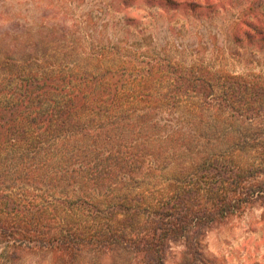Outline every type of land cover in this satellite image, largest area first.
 Returning a JSON list of instances; mask_svg holds the SVG:
<instances>
[{"label": "trees", "instance_id": "obj_1", "mask_svg": "<svg viewBox=\"0 0 264 264\" xmlns=\"http://www.w3.org/2000/svg\"><path fill=\"white\" fill-rule=\"evenodd\" d=\"M233 25L264 42V0ZM127 45L92 44L47 70L0 57V264L23 249L165 264L177 243L175 264H213L205 234L264 209V56L237 73L220 67L226 53L252 61L228 47L155 63L125 59Z\"/></svg>", "mask_w": 264, "mask_h": 264}, {"label": "rangeland", "instance_id": "obj_2", "mask_svg": "<svg viewBox=\"0 0 264 264\" xmlns=\"http://www.w3.org/2000/svg\"><path fill=\"white\" fill-rule=\"evenodd\" d=\"M249 0H219L196 6L176 0H0V57L40 59L50 69L65 58L87 54L92 44L138 43L125 59L155 63L210 60L211 45L236 50L247 60L225 54L233 72L256 70L253 60L264 56V42L239 41L233 21ZM72 46H75L72 48ZM130 49V47H129ZM199 49V51L197 50ZM230 55V54H229ZM181 244H173L165 264L178 261ZM213 264H264V209L255 205L241 215L214 225L202 239ZM81 264H118L104 255ZM17 264L54 263L41 250H21ZM69 264V263H66Z\"/></svg>", "mask_w": 264, "mask_h": 264}]
</instances>
